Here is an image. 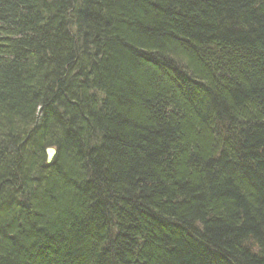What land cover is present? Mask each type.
Wrapping results in <instances>:
<instances>
[{"label": "trees", "instance_id": "16d2710c", "mask_svg": "<svg viewBox=\"0 0 264 264\" xmlns=\"http://www.w3.org/2000/svg\"><path fill=\"white\" fill-rule=\"evenodd\" d=\"M0 264H264V0H0Z\"/></svg>", "mask_w": 264, "mask_h": 264}, {"label": "bare ground", "instance_id": "6f19581e", "mask_svg": "<svg viewBox=\"0 0 264 264\" xmlns=\"http://www.w3.org/2000/svg\"><path fill=\"white\" fill-rule=\"evenodd\" d=\"M172 62V61H171ZM178 68V67H177ZM180 71V70H179ZM179 71L178 70H176L175 72L176 73H179ZM180 72H182V71H180ZM175 74V73H174ZM39 123H40V118H39V116L37 117V119H36V122H35V124L36 125H34V126H37V125H39ZM50 147H53V146H50ZM48 148V147H47ZM56 148V147H55ZM56 151H57V149H56ZM46 154H47V152H46ZM54 160V159H53ZM46 161H47V163H49L48 162V160H47V158H46ZM255 235L253 234V233H248L247 235H246V237H244L242 240H241V243H240V245H241V247H242V249H244V250H249V252H252L251 251V248H255L254 246H257L258 244H255L256 242H257V240L255 239V237H254ZM241 249V250H242Z\"/></svg>", "mask_w": 264, "mask_h": 264}, {"label": "water", "instance_id": "95a60500", "mask_svg": "<svg viewBox=\"0 0 264 264\" xmlns=\"http://www.w3.org/2000/svg\"><path fill=\"white\" fill-rule=\"evenodd\" d=\"M47 152V160L49 163H51L57 153L56 148L55 147H48L46 149Z\"/></svg>", "mask_w": 264, "mask_h": 264}, {"label": "rangeland", "instance_id": "374dc122", "mask_svg": "<svg viewBox=\"0 0 264 264\" xmlns=\"http://www.w3.org/2000/svg\"><path fill=\"white\" fill-rule=\"evenodd\" d=\"M54 147V146H53Z\"/></svg>", "mask_w": 264, "mask_h": 264}]
</instances>
